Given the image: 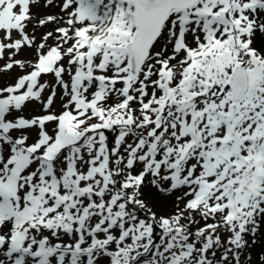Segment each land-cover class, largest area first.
<instances>
[{"label":"snow or ice","instance_id":"snow-or-ice-1","mask_svg":"<svg viewBox=\"0 0 264 264\" xmlns=\"http://www.w3.org/2000/svg\"><path fill=\"white\" fill-rule=\"evenodd\" d=\"M40 3L0 0V264H264V0Z\"/></svg>","mask_w":264,"mask_h":264},{"label":"rangeland","instance_id":"rangeland-1","mask_svg":"<svg viewBox=\"0 0 264 264\" xmlns=\"http://www.w3.org/2000/svg\"><path fill=\"white\" fill-rule=\"evenodd\" d=\"M52 14V13H51ZM50 28V26H49ZM46 29H42L39 32H36L37 37L41 35ZM254 46L257 48L264 47V35L257 34L254 41ZM28 58H31V54H26ZM17 73H12V75H17ZM10 78L8 76L0 77V85L10 83ZM57 107H59V102H57ZM145 198L148 201H152L156 208L155 210L159 211L161 214H167L168 211H171L172 200L164 199L160 194L156 192L154 188L148 186L144 189ZM264 253V225H262L261 232L257 235V243L254 246L253 255L257 256L259 254Z\"/></svg>","mask_w":264,"mask_h":264},{"label":"bare ground","instance_id":"bare-ground-1","mask_svg":"<svg viewBox=\"0 0 264 264\" xmlns=\"http://www.w3.org/2000/svg\"><path fill=\"white\" fill-rule=\"evenodd\" d=\"M56 2L58 3L59 0H56ZM32 11L37 14L38 16H43L45 14H58L59 13V8L57 7H52V6H49L48 8H44L43 7V0H41V3L39 6H36V7H33L32 8ZM31 28V25L29 26ZM50 27H54V26H50ZM43 28L41 29H38L37 32H39L40 30H42ZM44 30V29H43Z\"/></svg>","mask_w":264,"mask_h":264},{"label":"water","instance_id":"water-1","mask_svg":"<svg viewBox=\"0 0 264 264\" xmlns=\"http://www.w3.org/2000/svg\"><path fill=\"white\" fill-rule=\"evenodd\" d=\"M109 135L114 137L116 134L115 133H109Z\"/></svg>","mask_w":264,"mask_h":264}]
</instances>
